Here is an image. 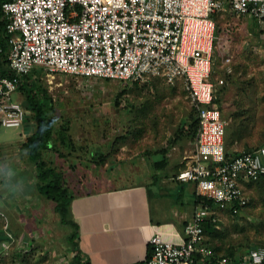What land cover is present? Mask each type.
<instances>
[{
  "label": "built area",
  "instance_id": "obj_1",
  "mask_svg": "<svg viewBox=\"0 0 264 264\" xmlns=\"http://www.w3.org/2000/svg\"><path fill=\"white\" fill-rule=\"evenodd\" d=\"M227 10L250 16L264 30V0H2L0 4L7 37L5 53L0 40V129H23L26 112L14 94L33 69L130 84L152 78L169 84L182 81L189 90L197 118L193 161L175 179L194 183L197 194L213 206L196 205L181 242L159 234L150 237L151 252L144 264H264V245L230 257L214 251L203 229L207 219L217 223L225 212L239 216L250 200L248 183L264 179V145L228 151L227 122L213 106L214 15ZM2 54L10 76L2 74Z\"/></svg>",
  "mask_w": 264,
  "mask_h": 264
},
{
  "label": "rangeland",
  "instance_id": "obj_2",
  "mask_svg": "<svg viewBox=\"0 0 264 264\" xmlns=\"http://www.w3.org/2000/svg\"><path fill=\"white\" fill-rule=\"evenodd\" d=\"M243 17L228 13L224 18L216 17L221 22L220 32L227 24L234 31L233 18L238 29L235 33L229 29L220 37L219 32L215 53L234 56L227 71L237 75L228 82L229 114L260 116L263 145L264 30L253 24L252 29L239 28ZM239 53L244 61L240 66L235 64ZM220 64L221 60L214 59L211 81L220 77ZM37 77L52 99L49 118L55 139L52 149L41 151V158L62 172L69 189L78 179L99 177L100 158L106 152L129 154L135 148L164 146L175 131L187 127L197 131L192 125L195 112L189 90L182 81L169 84L152 78L130 84L45 71ZM216 83L215 90L220 86ZM14 98L20 100L17 93ZM259 98V106L239 103ZM24 127V132L22 128L0 129V264H73L68 243L71 228L62 222L55 203L37 190L36 164L25 145L30 126ZM62 127L67 144L58 139ZM247 187L250 200L239 216L219 215V235H206L219 254L240 256L254 245H264V182L248 183Z\"/></svg>",
  "mask_w": 264,
  "mask_h": 264
},
{
  "label": "crops",
  "instance_id": "obj_3",
  "mask_svg": "<svg viewBox=\"0 0 264 264\" xmlns=\"http://www.w3.org/2000/svg\"><path fill=\"white\" fill-rule=\"evenodd\" d=\"M227 13L240 17L230 10L215 16L224 18ZM243 18L239 28L257 26L250 16ZM235 20L234 31L227 24L219 37L225 36L229 29L235 33L238 29ZM216 37L218 41V34ZM242 57L239 53L235 64H244ZM225 58L234 59V56L215 53L214 59L221 60V75L212 80L220 84L216 90L214 87L213 106L226 115L228 151L249 150L262 143L259 131L262 119L260 116L255 119L251 112L240 117L229 114L228 82L237 75L227 72L230 62L225 63ZM239 103L245 107L259 106L261 99L253 102L244 99ZM23 128L22 132L26 127ZM195 141L194 132L175 131L164 146L135 148L129 154L106 152L99 177L78 179L72 185L68 217L77 227L80 264H144L151 252L149 239L153 235L159 234L172 242L184 240L183 228L193 215L197 192L194 183L177 181L175 176L193 161Z\"/></svg>",
  "mask_w": 264,
  "mask_h": 264
},
{
  "label": "trees",
  "instance_id": "obj_4",
  "mask_svg": "<svg viewBox=\"0 0 264 264\" xmlns=\"http://www.w3.org/2000/svg\"><path fill=\"white\" fill-rule=\"evenodd\" d=\"M1 2L2 0H0V4ZM215 18L216 16L214 15V20ZM3 26L4 18L2 17V14L0 12V40L3 46L2 53H5L7 48V37L4 34ZM215 32L216 36L220 32L218 23H216ZM1 56L2 74L10 76L11 74L5 68V55L2 54ZM40 72H42L41 69H33L30 73L24 75L16 92L20 96L19 101L21 102L26 112L25 125L30 126V129L26 133L27 138L25 145L28 147L31 159L36 164L38 178L37 190L42 195L49 198L55 203V211L59 214L62 222L71 228L68 236L70 253L72 258L74 259L73 264H80V250L78 246L77 227L76 224L68 217V206L72 199V194L69 188H67L64 183L62 172L56 171L53 166L47 164L41 158V151L52 149V146L55 143V139L53 136L54 130L52 120L49 118V111L52 110V99L50 96H48L47 90L39 84L37 74H39ZM194 112L195 118H193L194 121L192 125H195L197 128L196 111L194 110ZM189 128L190 127H187V130L181 129L179 131H190ZM194 134H196V130L194 131ZM178 136L179 135L175 136L174 140ZM65 137V129L62 127L61 131H59L58 133V139H60L63 144H67L68 142L66 141ZM259 146H262V144ZM226 149L228 150L227 146ZM106 157V154L102 155L100 158V163ZM256 182H264V179L260 178ZM195 198V206L198 204H208L210 206H213L211 200L205 199L198 194ZM216 226L217 223L212 222L210 219H207L204 222L203 229L205 235H207L208 238L209 236L216 237L217 235H219V230L216 228ZM207 243L209 244V241H207ZM255 246L257 245H254L252 247ZM213 249L216 253H218L215 247H213ZM227 256L235 257L232 254Z\"/></svg>",
  "mask_w": 264,
  "mask_h": 264
}]
</instances>
